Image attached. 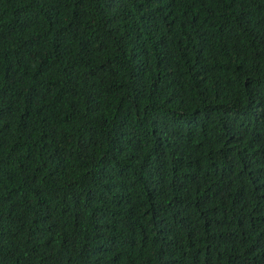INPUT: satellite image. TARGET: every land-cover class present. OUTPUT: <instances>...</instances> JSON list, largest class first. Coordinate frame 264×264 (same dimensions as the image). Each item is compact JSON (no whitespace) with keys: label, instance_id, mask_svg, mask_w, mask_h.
Returning a JSON list of instances; mask_svg holds the SVG:
<instances>
[{"label":"trees","instance_id":"trees-1","mask_svg":"<svg viewBox=\"0 0 264 264\" xmlns=\"http://www.w3.org/2000/svg\"><path fill=\"white\" fill-rule=\"evenodd\" d=\"M109 2L0 0V264H264V0Z\"/></svg>","mask_w":264,"mask_h":264},{"label":"clouds","instance_id":"clouds-1","mask_svg":"<svg viewBox=\"0 0 264 264\" xmlns=\"http://www.w3.org/2000/svg\"><path fill=\"white\" fill-rule=\"evenodd\" d=\"M109 9L112 10V11H115L114 4H113L112 0H110V2H109ZM75 12L76 11H73V13H75ZM64 195L65 196L68 195V192L65 191Z\"/></svg>","mask_w":264,"mask_h":264}]
</instances>
